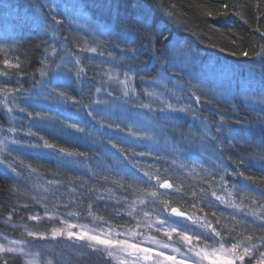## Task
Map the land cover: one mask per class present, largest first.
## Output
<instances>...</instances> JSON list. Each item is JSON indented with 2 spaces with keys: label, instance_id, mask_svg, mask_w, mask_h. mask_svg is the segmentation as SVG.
I'll use <instances>...</instances> for the list:
<instances>
[{
  "label": "trees",
  "instance_id": "1",
  "mask_svg": "<svg viewBox=\"0 0 264 264\" xmlns=\"http://www.w3.org/2000/svg\"><path fill=\"white\" fill-rule=\"evenodd\" d=\"M224 4L228 15H217ZM208 10L214 14L206 15ZM52 14L62 23L56 24ZM257 28L264 31V0H0V49L5 50L0 86L20 89L12 94L14 102L9 98L11 112L0 104V231L23 239L51 264H104L98 255L78 252L81 243L53 237L55 223L28 217L58 216L122 232L134 225L121 213L132 200H143L145 210L157 217L159 201L136 189L156 186L158 175L173 189L152 190L168 192L162 199L171 206L206 217L226 239L229 229L238 239L251 236L245 246L263 251L264 103L253 93L264 82V58L256 55L264 39ZM160 32L170 42L158 39ZM80 40L98 46V52L81 51ZM126 48L135 53L125 54ZM76 58L85 68L79 78ZM5 59L21 67H7ZM129 69L137 74L136 92L125 96L108 74L123 80ZM248 82L253 85L249 94L239 93ZM145 90L163 95L157 99ZM193 92L201 95L199 103ZM161 101L177 108L190 105L196 118L172 112ZM10 212L17 227L25 225L46 238L3 223ZM0 256L9 264H24L12 254Z\"/></svg>",
  "mask_w": 264,
  "mask_h": 264
},
{
  "label": "snow or ice",
  "instance_id": "2",
  "mask_svg": "<svg viewBox=\"0 0 264 264\" xmlns=\"http://www.w3.org/2000/svg\"><path fill=\"white\" fill-rule=\"evenodd\" d=\"M222 7L225 9L223 12L216 13L217 15H228V5L224 4ZM206 15L212 16L214 13L211 10L205 12ZM239 15V13H234ZM171 17V13H168ZM243 19V17H241ZM52 20L56 24H61L62 21L57 19L55 14H52ZM245 23L247 21L245 20ZM257 32L260 33L262 39H264V31H261L259 28L256 29ZM158 39H163L166 42L169 41V37L166 36L163 32L159 33ZM127 43V42H126ZM235 43V41H233ZM119 47V45H117ZM5 51L4 49H0V52ZM55 53V49L52 50ZM81 51H87L91 53L98 52V46H89L85 44ZM223 51V49H221ZM129 52L135 53V49H125V54ZM103 55V53H100ZM232 55H236V53H232ZM240 55L247 57L249 54L246 51H242ZM258 57L264 58V46L261 47V51L256 54ZM69 63L72 61L69 60ZM264 62V59H262ZM4 65L7 67L20 68L21 65L19 63L13 65L8 59L3 61ZM75 65L77 66L76 76L79 78L82 74L85 73V68L81 67V60L76 58ZM231 71V70H229ZM41 76L45 75L44 71H40ZM7 75V73H5ZM109 80H116L123 87V95L128 96L130 93L134 94L136 92L135 87L133 86V80L136 78V73L131 69L123 73L124 79L120 80L119 76L114 73H109ZM147 75V73H145ZM143 80V77H140ZM153 83L165 87V82L161 80H156L153 78ZM253 85L251 82L247 83V86L241 85L237 91L241 94L248 95L250 90H252ZM101 89L97 88L96 91L99 92ZM20 89H10L6 85L0 86V94L3 95V99L0 100V104H3L7 111L11 112L12 108L8 106L9 98L11 101H15V96L13 93H19ZM146 94L149 96H155L157 99L163 95V93L156 92H147ZM255 95L260 96V103H264V82H261L260 88L258 92L253 93ZM59 95L61 97H66L64 92H60ZM193 96L197 103L201 101V95H197L193 92ZM73 99L74 102L75 99ZM162 103H166V107L168 110L176 113H187L193 114V118L195 119V115L193 109L190 105L175 107L172 103H167L165 101H161ZM23 111V109H20ZM164 108H161V111H164ZM264 111V109H262ZM39 115V113H37ZM223 120V117H221ZM75 127V125H73ZM83 131V129H78ZM217 132L221 131V127H217ZM31 134V133H30ZM15 142V141H13ZM3 142L0 141V144ZM45 145L48 147H53L49 145L47 141H45ZM115 146V145H114ZM3 149L0 148V151ZM61 152H64V149H60ZM73 154V153H69ZM82 155V154H79ZM242 162V161H241ZM15 171V169H13ZM238 175H243V173H238ZM145 176L148 177L149 180L153 179V175L151 173L146 172ZM156 186L163 189H173V184L170 183L167 179L161 181L160 177L155 176ZM223 180V177H221ZM120 187H124L123 184H120L119 181H114ZM146 183V182H145ZM152 186L150 188H138L137 191L144 193L154 199V201H159V204L162 207L154 209L157 212V218L152 220L148 218L144 221H138L135 227L125 228L122 232H115V227L117 226H109L106 230L101 229L100 231H96L95 229H88L87 225H77L68 222L66 219L58 216H48L47 219L52 221H59L61 225L64 227L56 228L53 227L51 229V235L53 237L64 236L67 234L69 239H75L78 241H82L79 246H77V251L82 255L87 253L88 255H98L102 260H104V264H111L112 260L119 261V264H140L141 259L143 261H150L151 264H188L189 260H192L193 264H203L204 260H210V264H247L246 258L249 260L253 257V250L256 248V245H251L250 247L245 246V240H251V236L245 237L243 240L238 239L236 235H233L234 229L228 230V239L225 238V233L221 230H217L211 223L208 221L206 217L196 216L195 213H189L187 211H182L179 207L171 206V201L169 199H162V197L169 196L168 192H158L152 190V188L156 187ZM131 187V185H129ZM111 191V190H109ZM175 192L180 194L182 192L180 187L175 188ZM212 196L216 197L217 200L224 202V198L222 196L217 195L215 191L211 193ZM229 196L232 195L231 192L228 193ZM195 196V193H193ZM251 197L252 203L256 204L257 199L248 194ZM103 199V197H99ZM247 198V197H245ZM178 199H183V195H179ZM143 203V200L140 201ZM239 207V205H235ZM262 209H264V202H261L259 205ZM89 209L92 208V205H88ZM192 208H196V204L191 205ZM203 211V209H200ZM14 211V210H13ZM167 213V215H166ZM253 215L256 213L253 212ZM13 213L10 212L8 215V220L12 219ZM69 216L76 215V213H68ZM89 215H92L91 211H89ZM128 215H132V212H129ZM215 215V213H213ZM145 217H149V213H144ZM261 220H264V216L260 217ZM29 220L40 221L43 218L40 216H29ZM96 219L103 220L102 217H96ZM188 221L190 223L181 224L180 221ZM105 223H107L105 221ZM219 223V221H217ZM143 225L145 229H153L155 227V231L157 233H161L164 237L168 238V241L172 243L164 242L162 240L156 239L155 236L146 235L143 231H138ZM264 228V224L261 226ZM79 228V232H74L73 229ZM197 228L202 229L203 231H197ZM25 231L29 237L44 239L45 234L40 233L38 231H29L27 226H25ZM91 233V234H90ZM140 237V239H137ZM174 237L176 239H174ZM211 240L212 244L209 246L208 241ZM20 241L11 240L7 245L0 244V253L6 254H19L20 258L31 256L32 259H28L25 261V264H37L36 253L26 251L24 247H20ZM145 245V246H142ZM152 245H158L159 251L155 250ZM176 245H182L186 247L187 252L191 255H185L184 252L181 251V247ZM203 245V247H201ZM230 245V246H228ZM171 249L172 253H178L182 258L180 260L176 259L175 255L167 254L164 250ZM210 249V250H209ZM141 254L142 257H141ZM0 264H9L8 258L0 256ZM51 264V261L48 262ZM255 264H264V252L259 253V258L255 260Z\"/></svg>",
  "mask_w": 264,
  "mask_h": 264
},
{
  "label": "rangeland",
  "instance_id": "3",
  "mask_svg": "<svg viewBox=\"0 0 264 264\" xmlns=\"http://www.w3.org/2000/svg\"><path fill=\"white\" fill-rule=\"evenodd\" d=\"M1 27H2L3 29L6 28L5 30H7V29H9L10 26L7 25V24H4V25L1 24ZM80 44L83 45V47H84L85 44H87V42H85V41H83V40H80ZM87 45H88V44H87ZM0 46H1V45H0ZM3 144H4V143L0 144V148H2V149H4ZM140 201H141L140 199L132 200L131 203L127 204V206H126V208H125V210H124V212H125V214H126L127 216H130V215H128V213H129V212H132V215H131L130 217H131V218L133 219V221H134V225H133V227H135V225H136V223H137L138 221H144V220H147L148 218H151L152 220H155V219L157 218V217H152L150 214H149V217H145V216H144V213L147 212V211L145 210L146 208L144 207V202L141 203ZM36 216H40V217L43 218L42 220L39 221V223H46V224H51V223L54 224V223H55L54 225H55L56 228L64 227V225H61V224L59 223L58 220H57V221H52V222H50V221L47 219L48 216H43V215H38V214H36ZM32 221L35 222V223L38 222V221H34V220H32ZM67 221H68V220H67ZM0 222H2V221L0 220ZM68 222H70V221H68ZM181 222H182L183 224H187V223H188V221H184V220H181ZM3 223H5V224L11 226V227L14 228V229H17L18 231L22 232V234L27 235V232L25 231V228H22V227H24L25 225H21V226H19V227H20V228H19V227H17L15 224H13L12 221H3ZM70 223H73V222H70ZM73 224H76V223H73ZM77 225H81V224H77ZM53 227H54V226H53ZM87 227H88V229H95L96 231H100L101 229L106 230L105 228H102V227H99V228H97V227H89V226H87ZM27 229H28V228H27ZM28 230H29V229H28ZM137 230H138V231H143V232H145L146 235L155 236L156 239L162 240V241H164V242L172 243L171 241H168V238H167V237H164L161 233H157V232L155 231V227H154L153 229H150V230H149V229H145V228L143 227V225H141V227H140L139 229H137ZM29 231H30V230H29ZM73 231H74V232H79L80 229H79V228H76V229H73ZM115 232L119 233V231H116V230H115ZM90 234H91V233H90ZM57 237H66V238H68L67 234H65L64 236H57ZM137 239H140V237H137ZM174 239H176V238L174 237ZM11 240L20 241V242H21V243L19 244L20 247H24L26 251L33 252V251L30 250V248L28 247L27 243H26L25 241H23V239L12 238V237H10V236H8V235H6L5 233H3V232L0 231V244H5V245H7L8 242L11 241ZM71 240H73L76 244L83 243L82 241H78V240H75V239H71ZM208 244H209V246H211L212 241L209 240V241H208ZM142 246H145V245H142ZM176 246L181 247V251L184 252L185 255H191V254H189V253L187 252L186 247H184V246H182V245H176ZM152 247H153L155 250H157V251L160 250L158 245H152ZM201 247H203V245H201ZM209 250H210V249H209ZM164 251H165L166 255H167V254L175 255L177 260H180V259L182 258L178 253H172V252H171V249H166V250H164ZM262 252H264V250H263ZM33 253H35V252H33ZM259 253H260V252H259ZM259 253H257V251H253V257H252V258H254L255 260L258 259V258H259ZM3 254H6V253H0V255H3ZM36 254H37V253H36ZM12 255L19 257V254H12ZM142 255H143V254H141V257H142ZM19 258H20V257H19ZM40 258H41V257L37 254V256H36L37 264H48L49 260H45V261H44V260H41ZM20 259H21L22 262L25 264V261L28 260V259H32V257H31V256H28V257H23V258H20ZM248 260H249V258H246V261H248ZM117 262H119V261H117ZM140 264H151V262H150V261H143V259H141ZM188 264H193L192 260H189ZM203 264H210V260H204V261H203Z\"/></svg>",
  "mask_w": 264,
  "mask_h": 264
},
{
  "label": "bare ground",
  "instance_id": "4",
  "mask_svg": "<svg viewBox=\"0 0 264 264\" xmlns=\"http://www.w3.org/2000/svg\"><path fill=\"white\" fill-rule=\"evenodd\" d=\"M197 61H198V59H196ZM195 63V62H194ZM121 213H123L124 214V211H122ZM264 250V249H263ZM262 252V251H261Z\"/></svg>",
  "mask_w": 264,
  "mask_h": 264
}]
</instances>
